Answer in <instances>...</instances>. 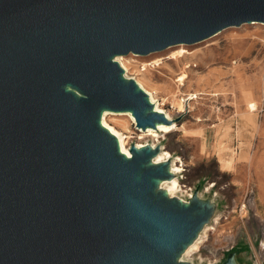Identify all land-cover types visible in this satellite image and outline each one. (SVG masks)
I'll return each instance as SVG.
<instances>
[{"label": "water", "instance_id": "water-1", "mask_svg": "<svg viewBox=\"0 0 264 264\" xmlns=\"http://www.w3.org/2000/svg\"><path fill=\"white\" fill-rule=\"evenodd\" d=\"M253 22L264 0H0V264H189L215 204L166 195L159 148L128 157L102 126L171 122L115 57Z\"/></svg>", "mask_w": 264, "mask_h": 264}, {"label": "rangeland", "instance_id": "rangeland-1", "mask_svg": "<svg viewBox=\"0 0 264 264\" xmlns=\"http://www.w3.org/2000/svg\"><path fill=\"white\" fill-rule=\"evenodd\" d=\"M123 59L127 77L154 94L177 128L154 137L127 116L107 121L127 148L154 142L178 156L182 193L171 197L187 200L197 189L215 204L198 251L179 261L221 264L234 251L237 264H264V23Z\"/></svg>", "mask_w": 264, "mask_h": 264}, {"label": "bare ground", "instance_id": "bare-ground-1", "mask_svg": "<svg viewBox=\"0 0 264 264\" xmlns=\"http://www.w3.org/2000/svg\"><path fill=\"white\" fill-rule=\"evenodd\" d=\"M124 56L120 55V56H116L115 60L119 63V65L122 67L123 71H124V76L127 77V72L128 69L126 68V64H125V59L122 60ZM123 61V62H122ZM133 79L136 81V83L148 94L149 100L151 101V103H153L154 105V109L160 113H163L165 115V117L169 120H171V115L165 110L163 109L160 105V103L158 102V100L155 99V96L152 92L148 91L135 77H133ZM110 115H121V116H127L131 119V122H134V117L131 115L130 112H115V111H108V110H104L101 116V124L103 127H105L106 129H108L110 131L111 134H113L117 141H118V145H119V149L122 153H124L126 156L130 157V153H129V148H127L126 146V140L124 138V136L120 133V131H118L115 127H113L111 124H109V122L107 121L108 116ZM177 125H175V123L173 122H169V123H158L156 125V128H146L145 130H140L141 132H145V134H150L154 137L158 136V132H168L170 130L176 129ZM136 147H144L146 145H150V147L155 148L156 144L153 142L152 144H145V143H136L135 144ZM177 157H172L171 154L164 150L163 148H161L159 150V152L153 157L152 161L154 163H158V162H164V161H169V170L170 172L173 174V177L171 179H166V180H161L159 182V186L163 187L166 195H168L169 197L175 195L176 193L181 192L178 188L180 186L179 184V180L176 178L175 175H177L178 173H181L183 170L182 166H178L177 165ZM210 186L208 187L205 186L204 191L209 190ZM183 191V190H182ZM182 193V192H181ZM188 194V192H187ZM206 230L207 227L203 228L202 233L191 243L187 246V248L184 250V252L182 253V256H191V254L193 252L198 251L199 249V243L201 238L206 234ZM207 236V235H206ZM201 245V244H200ZM192 252L191 254H188L189 252Z\"/></svg>", "mask_w": 264, "mask_h": 264}, {"label": "built area", "instance_id": "built-area-1", "mask_svg": "<svg viewBox=\"0 0 264 264\" xmlns=\"http://www.w3.org/2000/svg\"><path fill=\"white\" fill-rule=\"evenodd\" d=\"M189 189H190V191H191V188H189ZM191 194H192V193H188L186 196H187V197H190Z\"/></svg>", "mask_w": 264, "mask_h": 264}]
</instances>
